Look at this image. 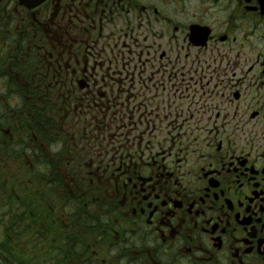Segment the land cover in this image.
<instances>
[{"label": "flooded vegetation", "instance_id": "af4514ba", "mask_svg": "<svg viewBox=\"0 0 264 264\" xmlns=\"http://www.w3.org/2000/svg\"><path fill=\"white\" fill-rule=\"evenodd\" d=\"M0 135V264H264V0H0Z\"/></svg>", "mask_w": 264, "mask_h": 264}, {"label": "trees", "instance_id": "16d2710c", "mask_svg": "<svg viewBox=\"0 0 264 264\" xmlns=\"http://www.w3.org/2000/svg\"><path fill=\"white\" fill-rule=\"evenodd\" d=\"M21 111V110H20ZM19 111V112H20ZM23 113H33L30 110L23 111ZM24 149H20L17 146V143L11 144L10 138L5 135H0V161L6 162L10 159H15L19 154H22ZM4 173V171L0 168V174ZM16 226L15 221H12L5 230L6 234L10 236L11 231H14V228ZM9 228V229H8ZM11 247V244H10ZM9 250V249H8ZM10 255L14 258L15 254H13L11 251H8Z\"/></svg>", "mask_w": 264, "mask_h": 264}, {"label": "water", "instance_id": "95a60500", "mask_svg": "<svg viewBox=\"0 0 264 264\" xmlns=\"http://www.w3.org/2000/svg\"><path fill=\"white\" fill-rule=\"evenodd\" d=\"M23 4L28 6L29 8H33L35 6L40 5L43 3L45 0H21Z\"/></svg>", "mask_w": 264, "mask_h": 264}, {"label": "rangeland", "instance_id": "374dc122", "mask_svg": "<svg viewBox=\"0 0 264 264\" xmlns=\"http://www.w3.org/2000/svg\"><path fill=\"white\" fill-rule=\"evenodd\" d=\"M20 173H23V170H22V169L20 170ZM0 221H1V219H0ZM1 238H3L2 235H0V239H1ZM11 244H14V243H11ZM15 248L17 249V246H15Z\"/></svg>", "mask_w": 264, "mask_h": 264}]
</instances>
